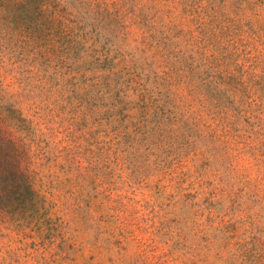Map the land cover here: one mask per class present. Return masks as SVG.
I'll return each mask as SVG.
<instances>
[{"label":"rangeland","instance_id":"obj_1","mask_svg":"<svg viewBox=\"0 0 264 264\" xmlns=\"http://www.w3.org/2000/svg\"><path fill=\"white\" fill-rule=\"evenodd\" d=\"M0 264H264V0H0Z\"/></svg>","mask_w":264,"mask_h":264}]
</instances>
